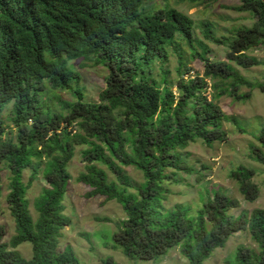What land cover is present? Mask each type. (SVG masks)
I'll return each instance as SVG.
<instances>
[{
	"label": "trees",
	"instance_id": "obj_1",
	"mask_svg": "<svg viewBox=\"0 0 264 264\" xmlns=\"http://www.w3.org/2000/svg\"><path fill=\"white\" fill-rule=\"evenodd\" d=\"M237 1L236 11L249 13L253 23L229 38L212 36L227 53L224 61L209 62L205 48L202 54L194 49L188 15L173 9L146 13L143 0H0V114L12 105V129L6 131L0 119V199L7 170L5 204L14 225L8 242L0 225V264H79L69 250L58 248L61 230L70 225L63 199L70 180L67 165L77 147L84 163L77 181L88 189L85 195L114 201L125 214L112 235V248H120L128 260L149 261L179 248L187 264H203L233 234L248 231L257 250L238 247L234 263L225 264H264L263 209L232 215L239 202L219 190L208 193L195 214L186 206L165 210L161 204L166 183H176L177 172L193 171L181 151L197 140L210 145L226 139L220 123L232 119L204 96L208 84L214 101L227 93L244 100L248 94L237 96L242 85L264 93V83L252 84L234 67L260 64L246 53L264 47V0ZM204 32L211 35L208 28ZM176 35L191 59L202 61L201 77H187L190 69L180 56L176 79H168L166 47ZM85 54L107 71L96 102L82 100L79 78L67 65ZM154 62L161 86L151 77ZM44 83L71 93L73 101H60L64 113L40 103ZM257 141L264 147V130ZM250 149L251 158L264 164L260 148ZM129 166L141 173L142 182L121 169ZM37 174L45 187L33 203V220L25 193ZM254 175L243 166L231 171L245 202L258 198ZM21 243L30 244L29 259L14 250Z\"/></svg>",
	"mask_w": 264,
	"mask_h": 264
},
{
	"label": "rangeland",
	"instance_id": "obj_2",
	"mask_svg": "<svg viewBox=\"0 0 264 264\" xmlns=\"http://www.w3.org/2000/svg\"><path fill=\"white\" fill-rule=\"evenodd\" d=\"M147 9L146 13H152L156 9H173L190 17L193 23V46L196 52L202 54L201 48H205L204 59L207 61H224L227 53L226 45H216L212 36L216 38L231 37L232 33L240 27H250L253 23L252 16L247 12H238L237 0H213L196 5L187 0H143ZM210 29L211 35L204 31ZM168 56L163 70L167 71L170 82L176 79L178 57L190 69L187 77L202 76L203 63L197 57L191 59V52L180 40L179 36L173 38V43L166 47ZM247 56L257 59L260 64L255 67L243 69L235 67L240 75L252 84L264 83V47L256 46L246 53ZM68 67L78 76L77 87L85 102L98 101V95L105 87L106 69L96 62L94 56L82 55L67 63ZM161 71L157 62L151 65V77L160 83ZM186 77V75H184ZM39 93V101L49 110L56 113H64L60 101H73L69 91L52 89L44 83ZM75 85V84H74ZM208 88L204 93L208 101H213L221 112L231 121H221V129L226 133L223 142H214L210 145L201 140L181 151L186 164L193 168L191 173L177 172V182H168L165 187L168 192L162 206L169 210L175 205L190 208V213L195 214L201 206V200L207 194L219 190L228 197L239 202V208L231 210L230 214L238 215L241 211L253 209L264 210V164L256 162L251 155V145L260 148L264 155V147L260 146L257 136L264 130V93L255 86L242 85L237 90V96H249L244 100L235 99L229 93L216 99H212L213 91ZM175 93V88H172ZM12 105H7L0 119L6 131L12 129L11 125ZM8 127V128H7ZM81 147L75 148L74 156L67 165L70 175L67 190L64 195V214L69 217L70 225L61 230L58 248L61 252L69 250L78 260L79 264H102V260L109 259L114 264H187L181 256L179 248H173L165 256L149 261L128 260L120 248H112V235L118 230L119 222L125 219V214L119 204L114 201H105L102 197H87V188L77 181L78 175L84 170V163L80 158ZM238 166L250 168L255 172L252 181L259 189L258 198L252 202H245L238 190L237 183L230 177L231 171ZM109 179L112 175L102 166ZM121 169L135 182H142V175L133 167H121ZM7 170L2 172L3 191L0 199V225L5 230L4 242H8L14 235L13 220L5 204L7 193ZM30 171H23V182L27 184ZM45 182L41 174H37L27 187L25 198L33 220L37 214L33 203L39 196ZM102 219H107L104 221ZM238 247L257 250V245L251 239L248 231L233 234L222 248L215 249L203 264L234 263L235 252ZM29 243H21L14 250L23 258L31 256Z\"/></svg>",
	"mask_w": 264,
	"mask_h": 264
}]
</instances>
